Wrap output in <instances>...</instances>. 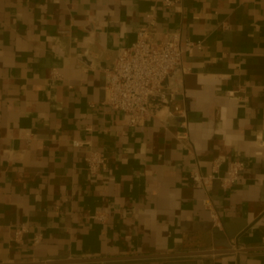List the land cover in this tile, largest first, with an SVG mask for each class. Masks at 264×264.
<instances>
[{
	"label": "crops",
	"instance_id": "1",
	"mask_svg": "<svg viewBox=\"0 0 264 264\" xmlns=\"http://www.w3.org/2000/svg\"><path fill=\"white\" fill-rule=\"evenodd\" d=\"M151 10L159 41L178 32L201 46L165 82L187 112L192 154L175 136L179 118L130 128L104 104V72ZM87 149L105 156L97 175L85 170ZM216 159L220 176L232 160L243 164L231 188L215 180L207 190L219 228L188 178L195 168L210 174ZM20 225L29 231L17 244ZM246 249H264V0L171 9L155 0H0V264H264V250Z\"/></svg>",
	"mask_w": 264,
	"mask_h": 264
},
{
	"label": "built area",
	"instance_id": "2",
	"mask_svg": "<svg viewBox=\"0 0 264 264\" xmlns=\"http://www.w3.org/2000/svg\"><path fill=\"white\" fill-rule=\"evenodd\" d=\"M165 9L174 8L180 0H155ZM157 18L153 10L145 15L144 25L137 31L134 42L122 49L116 56L113 66L105 70V100L108 108L121 112L127 117L130 128L143 127L149 119H157L164 122L166 119L179 118L177 140L189 148L188 124L186 110L175 105V92L165 85V82L176 69L182 68L183 55L192 54L194 49L200 50L201 46L192 40L181 41L178 32L168 35L167 39H157ZM52 78L57 74L53 72ZM73 147H80L78 141H72ZM192 154V149H188ZM85 170L89 175H97L107 168L103 153L87 149L84 157ZM220 160L216 159L212 165V171L208 175H202L198 168L188 174L192 185L205 192L202 200L207 210L213 227H220V217L217 208L212 204L206 194L208 188L215 180L220 181L223 190L231 188L238 180L243 164L239 159L230 162L224 176L219 175ZM92 220L104 222L103 213L90 216ZM29 229L26 225L15 228L13 241L17 244L23 242ZM41 240L40 235L34 236L32 243L37 245Z\"/></svg>",
	"mask_w": 264,
	"mask_h": 264
},
{
	"label": "water",
	"instance_id": "3",
	"mask_svg": "<svg viewBox=\"0 0 264 264\" xmlns=\"http://www.w3.org/2000/svg\"><path fill=\"white\" fill-rule=\"evenodd\" d=\"M261 250H254V249H246V250H241L244 252H253V251H262ZM213 253H218L215 251L212 252H191V253H182V254H170V255H159V257H184V256H197V255H210ZM141 258V257H137ZM126 259H136V258H126ZM122 260V259H121ZM106 261V259H84V258H67L64 260H56V261H48V262H33V263H15V264H88V263H96V262H102Z\"/></svg>",
	"mask_w": 264,
	"mask_h": 264
}]
</instances>
